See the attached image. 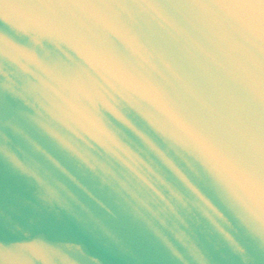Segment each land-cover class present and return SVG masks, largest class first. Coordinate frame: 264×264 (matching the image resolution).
<instances>
[{
  "label": "water",
  "instance_id": "1",
  "mask_svg": "<svg viewBox=\"0 0 264 264\" xmlns=\"http://www.w3.org/2000/svg\"><path fill=\"white\" fill-rule=\"evenodd\" d=\"M0 264H264V0H0Z\"/></svg>",
  "mask_w": 264,
  "mask_h": 264
}]
</instances>
